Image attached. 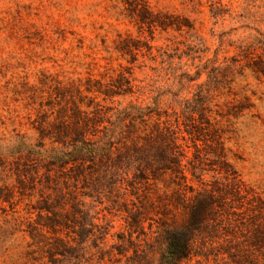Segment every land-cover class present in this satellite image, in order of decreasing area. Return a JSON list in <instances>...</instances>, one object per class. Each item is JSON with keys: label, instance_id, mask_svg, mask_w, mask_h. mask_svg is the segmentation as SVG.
<instances>
[{"label": "rangeland", "instance_id": "374dc122", "mask_svg": "<svg viewBox=\"0 0 264 264\" xmlns=\"http://www.w3.org/2000/svg\"><path fill=\"white\" fill-rule=\"evenodd\" d=\"M186 71L195 80L180 99L194 97L206 114L197 118L203 158L189 183L217 198L201 253L183 264H264V0H0V264H90L101 250L123 264L148 246L157 208L142 214L141 189L113 191L83 173L64 188L73 199L60 204L53 194L47 207L43 171L19 158L50 146L54 109L65 102L70 125L73 99L150 104L160 90L166 107ZM120 74L134 93L88 91ZM229 180L238 193L224 192ZM171 205L178 222L189 216L176 197Z\"/></svg>", "mask_w": 264, "mask_h": 264}, {"label": "trees", "instance_id": "16d2710c", "mask_svg": "<svg viewBox=\"0 0 264 264\" xmlns=\"http://www.w3.org/2000/svg\"><path fill=\"white\" fill-rule=\"evenodd\" d=\"M129 48L131 46L126 44V49ZM149 50L152 54V49ZM158 52L168 56L173 64V56L165 48L159 47ZM188 75L186 71L180 74L179 80H175L181 87L170 90L173 98L166 107L161 105L164 93L160 90L150 104L130 102L124 106L121 103L107 106L94 99L97 97L89 96L90 103L83 106V100L72 98L71 125L66 120L70 117L67 115V102L57 110L52 107L55 118L50 125L59 131L55 139L50 141L49 147L42 142L38 150H27L18 157L22 159L21 156L25 155L32 162L34 171H43L44 181L39 189L40 194L46 195L47 207L53 194L55 202L60 204L73 199V194L67 196L64 188L69 189L75 178L83 173L97 175L98 184L104 182L113 191L124 185L143 191L142 214L148 212V206L157 208L155 223H151L149 234L145 231L147 236L144 240L148 246L131 256L125 254L123 264H183L192 256L199 255V244L207 240L205 234L210 231V217L214 214L217 197L214 190L189 183L191 178L187 171L196 176L203 158L199 143L203 130L197 118L206 114L204 104L196 102L194 97L180 99L187 83L195 80ZM98 85L96 90L89 87L88 91H98L105 98L135 92L123 74L111 85ZM120 89L123 92H117ZM137 91L141 96L146 95L143 90ZM189 140L198 153L193 157L188 155ZM222 187L225 193L241 190L236 180H229ZM173 197L189 209V216L181 222L171 216ZM59 241L67 252L76 253L77 249L70 241ZM158 244L164 248L155 259ZM99 253L90 264L122 262L113 253L106 254L103 250ZM75 261L69 260L68 263L81 264L80 258Z\"/></svg>", "mask_w": 264, "mask_h": 264}]
</instances>
